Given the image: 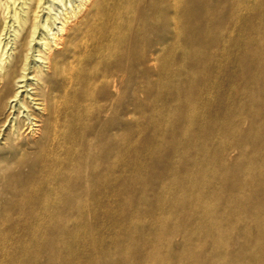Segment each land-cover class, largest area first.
I'll list each match as a JSON object with an SVG mask.
<instances>
[{"label": "bare ground", "instance_id": "obj_1", "mask_svg": "<svg viewBox=\"0 0 264 264\" xmlns=\"http://www.w3.org/2000/svg\"><path fill=\"white\" fill-rule=\"evenodd\" d=\"M263 31L264 0H0V264H264Z\"/></svg>", "mask_w": 264, "mask_h": 264}, {"label": "rangeland", "instance_id": "obj_2", "mask_svg": "<svg viewBox=\"0 0 264 264\" xmlns=\"http://www.w3.org/2000/svg\"><path fill=\"white\" fill-rule=\"evenodd\" d=\"M264 32V31H263ZM262 50H264V46H263V48H262ZM20 75V68L16 71V76L18 77ZM36 76V74H35V72H30V77H35ZM44 79H45V77H44ZM43 79V80H44ZM12 90H14V89H12ZM40 91H38V94H40L39 93ZM247 95V94H246ZM143 101V99H141V105H142V107H141V111H140V114H138L137 116H135V117H131V116H126V117H124L123 118V121L126 123V124H128L129 126L128 127H130V126H132V125H134L135 123H137V122H142L143 120H147V118L150 116V113H149V110H148V107L150 108V105H149V103L151 104V102H149V101H145V102H142ZM152 101H156V98L154 99V100H152ZM247 122H248V120L246 119V120H244V119H242L239 123H237L236 121L235 122H233V124L230 126V131H234V130H238V127L242 130V131H246V129H247ZM132 131L133 132H135L137 135H136V139H138V140H140L141 138H143V137H146L147 136V133L145 132H142V131H140L139 132V130H133L132 129ZM235 132V131H234ZM125 135H127V133H125ZM235 143V139L234 138H231V140L230 139H223V140H220V142L218 143H214L213 145L211 144V145H207L208 146V148L209 149H212L214 152H215V154L214 155H217L218 154V152L221 150V149H224V148H226L227 146H229V145H233ZM205 146V144L204 145H202L201 147H204ZM245 147H247L246 145H243L242 143H241V148H245ZM162 154H160V155H158V158L161 156ZM235 156V155H234ZM174 161V163H177V161H175V160H173ZM258 164H259V162H258ZM244 166H246L247 168H249L248 166H250V164H248L247 162H246V165H244ZM143 179H141L140 181H142ZM159 181H162V179H160ZM172 181H173V179H172ZM166 196L168 195V196H172L173 194H172V192H169V191H167L166 192V194H165ZM136 197L137 196H134V195H126L125 197H124V199H125V201L126 202H131L132 200H135L136 199ZM161 196H158V195H155V194H145V195H142V196H139V197H137V198H140L142 201H145V202H147V201H157L159 198H160ZM141 209H139L138 207H132V206H125L124 207V209H125V211H126V213H128V214H137V216L139 217V218H145L146 217V215L149 213V209L147 208V207H145V206H143V207H140ZM169 211V210H168ZM250 219H252V218H249V220ZM90 220V219H89ZM264 223V222H263ZM79 226V228L80 229H82V230H85L86 228H85V226L84 225H78ZM129 226V221H128V218H126L125 219V222H124V228H126V227H128ZM142 228V227H146V223L144 224V222L142 221V222H138L137 221V223H134V228ZM94 229H96L97 231H101L100 230V227H96V228H94ZM171 229H172V224H170V225H168L166 228H165V230H166V236L167 235H169L170 234V232H171ZM145 231H147V232H149L150 231V227H149V230H145ZM83 233H85V232H83ZM115 237V236H114ZM141 237V236H140ZM140 237H136L135 238V240H134V242H136V243H139L140 242ZM250 245H253V244H250ZM62 246V245H61ZM163 246V245H162ZM172 246L174 247V248H176V244L175 243H173L172 244ZM57 247H59V246H57ZM127 247V243L125 242L124 244H119V245H117V247H116V249H112L111 250V254H109L110 256L106 259V261L103 263V264H112L113 263V261L115 262V263H117L118 262V258L117 257H115L116 255H115V253L118 255V254H120V253H122L123 251H124V249ZM185 251V253H188V250H187V248H185L184 249ZM126 251V250H125ZM124 251V252H125ZM153 253V252H152ZM44 254H49V252H47V251H44ZM156 259L155 260H160V261H172L174 258L172 257V256H170L167 252H166V250H165V248L163 247L159 252H157V253H155L154 255H153ZM48 257H50V256H45V258L44 259H42L41 261H40V263L41 264H57L58 263V259L57 258H54V259H52L51 261L49 260L48 262H47V258ZM52 257V256H51ZM144 261V258H142L141 259V263ZM151 262H152V260H151ZM28 264H34V263H28ZM39 264V263H38ZM59 264V263H58ZM131 264H140V261H134V260H132L131 261Z\"/></svg>", "mask_w": 264, "mask_h": 264}]
</instances>
